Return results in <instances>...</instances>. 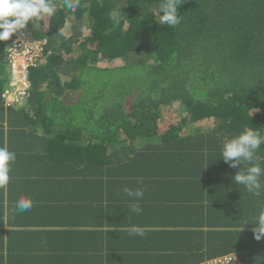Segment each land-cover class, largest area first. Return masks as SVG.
Segmentation results:
<instances>
[{
	"label": "trees",
	"instance_id": "obj_1",
	"mask_svg": "<svg viewBox=\"0 0 264 264\" xmlns=\"http://www.w3.org/2000/svg\"><path fill=\"white\" fill-rule=\"evenodd\" d=\"M53 2L54 15L21 30L49 55L21 106L0 103V146L45 154L46 194L58 186L41 219L75 243L63 264H264L249 224L264 194L233 180L250 165L221 158L246 129L264 136V0H181L175 26L160 23L164 0ZM255 163L264 168V144ZM124 187L145 189L141 213Z\"/></svg>",
	"mask_w": 264,
	"mask_h": 264
},
{
	"label": "clouds",
	"instance_id": "obj_2",
	"mask_svg": "<svg viewBox=\"0 0 264 264\" xmlns=\"http://www.w3.org/2000/svg\"><path fill=\"white\" fill-rule=\"evenodd\" d=\"M181 3V0H164L159 5L160 23L167 24L169 26H175L180 22V16L177 14V6ZM64 7L71 11L80 6V0H63ZM57 10L56 4L53 0H0V41H8L4 49V64L5 71L8 73V81L2 87L1 94L9 89L11 72L8 65V50L15 45L21 35L29 37L31 42L44 43L43 53L36 65L28 69L27 78L29 81V88L26 96L16 105L8 107L2 101L0 97V103L5 108H14L15 106H21L24 101L27 100L29 92L32 88L31 83V70L37 68L42 61H45L48 52L46 53L47 40L45 38H34L32 33L22 32L33 20H41L44 17H51ZM264 144V136L258 131L252 129H246L241 134L227 140L221 150V158L231 168H236L241 164H248L245 170H239L233 177L234 182L237 185H243L249 193L255 196H261L264 194V168L259 163L253 164L257 150ZM16 159V154L10 151L6 146H0V185L7 184L10 179L11 163ZM137 183L142 184L143 181L139 180ZM123 193L131 198L130 210L136 214L141 213L139 201L145 194V189L136 188L133 190L129 187L122 189ZM33 208V201L30 197L21 196L18 198L14 205V210L17 212L31 211ZM254 225L253 233L256 240H260L264 236V206L262 210L255 217L252 223ZM144 231L140 227H134L130 235L144 236Z\"/></svg>",
	"mask_w": 264,
	"mask_h": 264
},
{
	"label": "crops",
	"instance_id": "obj_3",
	"mask_svg": "<svg viewBox=\"0 0 264 264\" xmlns=\"http://www.w3.org/2000/svg\"><path fill=\"white\" fill-rule=\"evenodd\" d=\"M64 31H62L64 35H69L67 29ZM5 76L7 78L2 87L8 81V73ZM34 134L37 138L45 137L40 130L35 131ZM36 153V151L21 155L16 153V159L11 163L10 170L13 175L9 182L0 188V264H63L64 252L75 245L72 243V238L69 243L63 239L61 232L65 229L49 227L44 223V219H41L43 215H49L45 212V203H49L48 199H50L47 195L53 192V189L57 190L58 185L46 194L45 182L48 181L49 176L44 171V165L40 163L45 158V154L41 153L39 157H36ZM31 154H34L35 159L31 158ZM21 196L32 199L31 211L14 210L15 202ZM64 207L59 208L65 209ZM10 217L12 218L9 219ZM85 218L88 219V215ZM87 229V227L74 228V236L78 231ZM56 230H58L56 234L51 233ZM101 262L109 263L105 259Z\"/></svg>",
	"mask_w": 264,
	"mask_h": 264
},
{
	"label": "built area",
	"instance_id": "obj_4",
	"mask_svg": "<svg viewBox=\"0 0 264 264\" xmlns=\"http://www.w3.org/2000/svg\"><path fill=\"white\" fill-rule=\"evenodd\" d=\"M44 43L31 42L29 37L21 35L15 45L8 50V65L11 72L9 89L1 94V101L8 107L18 104L27 94L30 86L28 69L36 67ZM230 259H215L206 264H230Z\"/></svg>",
	"mask_w": 264,
	"mask_h": 264
},
{
	"label": "rangeland",
	"instance_id": "obj_5",
	"mask_svg": "<svg viewBox=\"0 0 264 264\" xmlns=\"http://www.w3.org/2000/svg\"><path fill=\"white\" fill-rule=\"evenodd\" d=\"M68 25L70 24V23H67ZM68 25H67V27H68ZM70 26V25H69ZM66 27V28H67ZM67 31H68V33L67 34H69V31H70V28L68 27L67 28ZM105 67H110L109 65H107V66H105ZM5 69H6V67H5ZM5 72V71H4ZM168 107V106H167ZM184 113V112H183ZM208 124H207V122H204V121H201V122H197V123H195V124H192V127L191 126H186L187 128H186V130H187V132L190 130L189 129V127H191L192 128V131H193V129H196V131H205L206 130V126H207ZM183 130H185V127H184V129ZM185 132V131H184Z\"/></svg>",
	"mask_w": 264,
	"mask_h": 264
}]
</instances>
